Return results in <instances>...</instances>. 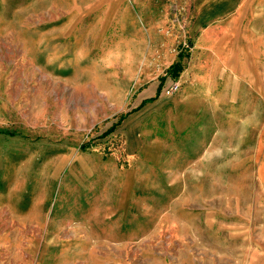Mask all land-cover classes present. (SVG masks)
<instances>
[{"label": "rangeland", "instance_id": "374dc122", "mask_svg": "<svg viewBox=\"0 0 264 264\" xmlns=\"http://www.w3.org/2000/svg\"><path fill=\"white\" fill-rule=\"evenodd\" d=\"M194 1L0 0V264H264V0Z\"/></svg>", "mask_w": 264, "mask_h": 264}, {"label": "crops", "instance_id": "0c3cea01", "mask_svg": "<svg viewBox=\"0 0 264 264\" xmlns=\"http://www.w3.org/2000/svg\"><path fill=\"white\" fill-rule=\"evenodd\" d=\"M228 0H195L194 1V21L192 26L190 27V34H192L193 38H195L199 33H201L200 42L202 41V46L200 49H206L208 52L212 51L210 48L211 42H204L206 33H218L219 36H228ZM153 14V12H152ZM167 14V13H166ZM153 18H159L155 17ZM161 18V17H160ZM208 37V36H207ZM215 43H217V39L214 38ZM227 43V42H226ZM218 44L220 41L218 40ZM199 49V50H200ZM207 52V53H208ZM206 53V54H207ZM205 56L201 57L205 59ZM199 57L195 56L194 59L189 58L188 67L191 70H194L195 63L199 62ZM193 67V68H192ZM158 91V85L154 88L149 89L147 92L150 93L151 96L142 97L143 100L146 98H151L153 95L155 96Z\"/></svg>", "mask_w": 264, "mask_h": 264}, {"label": "built area", "instance_id": "2783aa9c", "mask_svg": "<svg viewBox=\"0 0 264 264\" xmlns=\"http://www.w3.org/2000/svg\"><path fill=\"white\" fill-rule=\"evenodd\" d=\"M179 91V84L173 83L170 87L166 88L164 93L165 95H171Z\"/></svg>", "mask_w": 264, "mask_h": 264}, {"label": "trees", "instance_id": "16d2710c", "mask_svg": "<svg viewBox=\"0 0 264 264\" xmlns=\"http://www.w3.org/2000/svg\"><path fill=\"white\" fill-rule=\"evenodd\" d=\"M175 66L177 67L178 64H174V67ZM114 130H115L114 128L111 129L110 133L114 132ZM0 134H6V135H9V136H14L16 133L14 131L9 130V129H0Z\"/></svg>", "mask_w": 264, "mask_h": 264}]
</instances>
